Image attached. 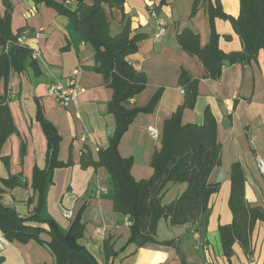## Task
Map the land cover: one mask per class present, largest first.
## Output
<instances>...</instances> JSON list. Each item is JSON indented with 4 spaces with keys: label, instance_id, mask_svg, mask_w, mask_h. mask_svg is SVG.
Listing matches in <instances>:
<instances>
[{
    "label": "crops",
    "instance_id": "1",
    "mask_svg": "<svg viewBox=\"0 0 264 264\" xmlns=\"http://www.w3.org/2000/svg\"><path fill=\"white\" fill-rule=\"evenodd\" d=\"M215 0H211L214 2ZM13 11L11 29L21 31L23 44L36 54L40 75L34 76L28 69L12 74L2 93L9 98V110L17 130L1 149V155L9 158L6 168L0 162V178L21 174L26 187L6 190L0 197L3 206L13 209L19 217H28L36 204V193L31 189L34 167H45L46 139L36 120L37 106L61 137L58 159L72 160V166L56 169L53 183L47 188L44 215L52 219L60 231H68L80 208L85 205L81 223L85 230L80 245L96 259L97 264H181L174 247L147 244L139 249L126 247L129 222L114 212L112 185L104 168H80V153L87 146L94 160L98 148H105L115 127L114 118L107 112L112 91L105 87L101 75L93 71L94 51L72 30L66 19L44 5H34L32 0H9ZM90 2V0H86ZM223 11L236 18L238 0H219ZM193 0H153L152 8L144 0H125L124 19L119 10L105 12L110 21V35L119 34L126 21L135 34L144 38L138 43V51L126 60L138 72L145 75L144 91L129 101L130 108L146 105L151 97L162 90L153 113L138 115L124 133L118 146L121 157L133 159L132 177L138 181L152 175L150 160L161 147L163 122L178 105L183 94L178 86L181 68L199 78L198 97L193 110L184 109L182 124H199L205 108L216 120V139L221 144L220 166L213 170L209 181L219 183V191L208 204L206 222L195 226L171 227L161 220L157 226L159 241L175 240L186 264H227L222 255L218 227L228 225L232 215L228 207L230 195V166L238 162L245 176L244 198L250 206L264 209V174L258 173L255 159H264V63L259 52L256 61L246 66L225 65L220 78L215 81L202 79L205 72L201 63L181 51L175 36L185 28L198 33L200 45L209 39V21L201 7L190 18ZM69 7H73L72 4ZM4 13L0 0V16ZM165 26V36L154 40L158 22ZM215 32L220 37L219 48L225 53L239 51L241 43L228 21L216 19ZM37 34H43L39 39ZM225 36L230 37L228 40ZM65 48V50H64ZM74 78L83 93L77 106L60 107L48 94V86L58 82L66 85ZM152 131L155 135H153ZM25 154L20 158V148ZM185 189L184 184H170L162 198V204L174 201ZM32 198V204H27ZM62 210L71 213V219L62 216ZM110 240L118 257L104 261L102 243ZM264 223L257 222L251 235L253 254L244 255L237 244L233 245L231 264H264ZM123 251L121 252L120 250ZM0 264H54L51 252L36 242L10 243L0 252Z\"/></svg>",
    "mask_w": 264,
    "mask_h": 264
},
{
    "label": "trees",
    "instance_id": "2",
    "mask_svg": "<svg viewBox=\"0 0 264 264\" xmlns=\"http://www.w3.org/2000/svg\"><path fill=\"white\" fill-rule=\"evenodd\" d=\"M166 0H161L165 4ZM34 5H44L67 20L72 30L84 43L90 44L94 51L93 71L102 76L105 87L112 91L107 104V112L114 118L115 127L105 148H98L96 160L87 146L80 153V168H104L112 185L114 212L126 217L129 222V237L126 247L133 245L139 249L147 244L174 247L180 256L181 264L186 261L180 253L175 240L159 241L156 237L159 221L165 220L171 227L205 224L210 197L219 191V183L209 181L214 169L220 166L221 144L216 139V120L209 108H205L199 124H182L184 109L193 110L198 97L199 78L181 68L178 86L183 100L171 116L163 122L161 147L150 160L152 175L148 179L136 181L131 175L133 159L120 156L118 146L124 133L140 114L153 113L162 90H158L143 107L130 108L129 101L141 94L147 81L143 73L136 71L126 60L138 51L142 34L131 31L126 21L121 32L110 35V21L105 12L119 10L124 19L125 0H32ZM239 13L236 18L226 14L219 0H193L190 18L204 7L209 21V39L205 46L200 45L197 32L190 28L176 34L179 49L196 58L204 69L202 79L215 81L220 78L225 65L246 66L256 61L259 52L263 53L264 63V0H238ZM72 4L73 7H69ZM4 13L0 16V88L6 89L12 74H20L30 69L34 76L40 75L35 52L20 43L21 31L16 34L11 29L13 11L9 0H2ZM228 21L240 40L241 49L225 53L219 48L220 37L215 32L214 21ZM230 37L225 36L228 40ZM65 50V48H64ZM6 92L0 90V162L6 168L9 158L1 155L7 139L17 134ZM36 120L46 139L45 167H34L31 189L36 193V204L32 213L25 218L5 207L0 202V233L10 243L26 244L36 242L46 247L54 258V264H97L96 259L80 245L85 226L81 223L83 205L71 223L68 231L62 232L55 222L44 215L47 188L53 183L56 169L72 166L71 157L62 162L58 159L61 137L56 128L47 121L37 106ZM25 154L24 145L20 148V158ZM230 195L228 207L232 221L218 227V237L222 255L230 263L233 245L237 244L244 255L253 254L251 235L257 222L264 223V209L250 206L244 198L245 176L240 163L230 166ZM170 184H184L183 192L169 204H162V198ZM26 187L21 174L0 178V197L6 190ZM30 198L27 204H32ZM264 246V244H263ZM121 252L123 251L120 250ZM110 240L102 243L104 261L115 259Z\"/></svg>",
    "mask_w": 264,
    "mask_h": 264
},
{
    "label": "built area",
    "instance_id": "3",
    "mask_svg": "<svg viewBox=\"0 0 264 264\" xmlns=\"http://www.w3.org/2000/svg\"><path fill=\"white\" fill-rule=\"evenodd\" d=\"M148 9L152 8L153 0H144ZM165 36V26L162 21L158 22L157 30L154 34V40L158 41ZM39 39H44L43 34H37ZM23 43V38L18 40ZM36 56V54H35ZM83 93V89L78 87L75 79L72 77L68 80L66 85H61L58 82L52 83L48 86V94L54 99V101L62 108L67 109L69 107L77 106L78 98ZM153 135L154 132L152 131ZM256 168L259 174H264V159L256 157L255 159ZM62 216L70 220L71 213L67 210H62ZM10 242L0 233V252L9 246Z\"/></svg>",
    "mask_w": 264,
    "mask_h": 264
}]
</instances>
